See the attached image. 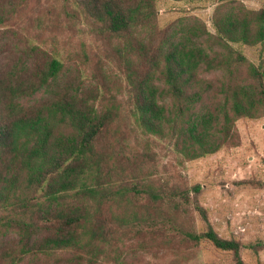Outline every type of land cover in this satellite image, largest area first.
Masks as SVG:
<instances>
[{
    "label": "trees",
    "instance_id": "obj_1",
    "mask_svg": "<svg viewBox=\"0 0 264 264\" xmlns=\"http://www.w3.org/2000/svg\"><path fill=\"white\" fill-rule=\"evenodd\" d=\"M55 2L0 0V264H150L203 241L247 264L160 148L184 168L264 119V66L232 45L263 44L264 7L217 0L212 32L188 14L161 26L158 0ZM63 33L102 55L62 49Z\"/></svg>",
    "mask_w": 264,
    "mask_h": 264
},
{
    "label": "rangeland",
    "instance_id": "obj_2",
    "mask_svg": "<svg viewBox=\"0 0 264 264\" xmlns=\"http://www.w3.org/2000/svg\"><path fill=\"white\" fill-rule=\"evenodd\" d=\"M216 1L200 2L192 8L184 1L158 0V23L164 26L178 16L195 15L214 32L211 15ZM241 1L249 8L264 7V0ZM52 6L57 7L58 3L55 0H41L42 11ZM61 38L63 42L60 47L64 50L81 52V42H84L89 55H102L99 43L92 36L78 38L63 33ZM232 45L251 62L264 66V42L255 46L243 43ZM93 60L94 57L90 58L86 65L84 76L87 78ZM236 125L241 140L238 146L223 148L216 153L188 161L184 168L176 164L175 155L165 147L160 148V152L166 154L162 156L163 161L174 164L172 171L181 170L191 183L202 184L200 202L206 208L210 222L222 235L233 234L242 239L246 246L242 253L246 263L264 264V249L257 254L252 253L253 246L264 243V188L257 185L258 181L264 180V119L241 118ZM194 216L197 227L200 228V217L197 213ZM145 260L150 264H231L229 253L220 251L205 241L192 249L155 250L148 253Z\"/></svg>",
    "mask_w": 264,
    "mask_h": 264
}]
</instances>
